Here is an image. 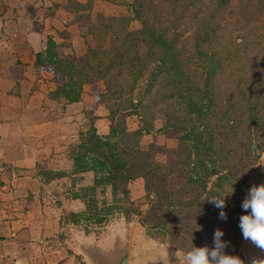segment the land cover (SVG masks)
I'll list each match as a JSON object with an SVG mask.
<instances>
[{
	"label": "trees",
	"instance_id": "16d2710c",
	"mask_svg": "<svg viewBox=\"0 0 264 264\" xmlns=\"http://www.w3.org/2000/svg\"><path fill=\"white\" fill-rule=\"evenodd\" d=\"M132 5L141 23L133 29L127 16L99 14L97 23L89 12H79L80 4L69 6L87 50L66 53L47 36L45 48L35 53L34 67L52 74L50 98L62 104L80 100L83 83L102 79L106 87L96 105L107 109L108 132H97L90 119L71 147L69 171H93L94 183L85 191L108 186L112 199L97 208L94 199L76 191L85 209L69 211L66 220L96 218L102 225L115 209L127 218L136 214L148 234L183 253L212 247L219 228L228 243L224 252L233 255L243 238L241 184L264 153V0H133ZM134 112L140 125L129 128L125 116ZM162 116L164 127L177 134V144L164 149L172 155L168 161L155 157L160 145L141 144ZM40 172L47 180L65 174ZM137 177L148 198L144 209L134 207L129 195V182ZM224 196L227 219L221 220V210L208 198Z\"/></svg>",
	"mask_w": 264,
	"mask_h": 264
},
{
	"label": "rangeland",
	"instance_id": "374dc122",
	"mask_svg": "<svg viewBox=\"0 0 264 264\" xmlns=\"http://www.w3.org/2000/svg\"><path fill=\"white\" fill-rule=\"evenodd\" d=\"M32 1L34 0H9L7 4L13 7L11 19L17 22L21 21L25 9L23 8L24 11L19 9L20 3L26 4V2ZM37 1L40 3L42 0ZM69 1L64 2L65 10H61L59 15L56 14L60 16L63 27H56L55 34L57 37L65 38L62 41L71 45L75 44L76 48L82 50L80 54L87 50L88 44L80 35L78 24L71 21L70 17L73 13L68 8L69 6L75 7L80 4L79 12H89L90 19L97 23L101 21L98 17L99 14L116 17L127 16L129 29L140 27V20L134 16L135 13L132 9L133 0ZM24 20L22 21L24 22ZM36 22L33 20V23ZM114 22L116 23V20ZM122 22L124 23V21ZM21 32L23 33V31ZM52 33L53 29H50L48 35H53ZM5 35L9 34L5 33ZM108 45L106 42V46ZM72 51L74 53V49ZM33 77L36 80L39 79V85L42 87V93L37 96L35 104L39 103L40 98L43 101L23 112L18 107L17 100H8L7 96L3 94L0 96V119H6L2 123L9 122V118L16 119L17 116L19 120L29 117L38 121L51 114L60 115L65 112L64 104L50 98V90L55 86L50 74L33 72L30 79L32 80ZM19 85L20 82L17 81V85H13V89L7 94L16 99L20 95L16 96L14 89H20ZM83 88L85 105L83 104L82 111L80 107L69 110L67 113L68 122L59 124L56 134L51 140L45 136L38 138V136H34L35 133L30 136L31 138L24 139L23 132L26 126L20 121L12 122L7 127L0 125L2 127L0 128V264H60L61 262H65V264H126L128 260L126 243L130 239L135 245H141L148 240L172 245L167 241H161V238L148 234L145 226L137 221L136 214L127 218L118 209L107 214V220L102 225L96 222V218L89 220L82 218L78 222H73L68 217L66 220L69 211L77 212L85 209V199H94L98 204L97 208L112 199L108 186L102 189L103 185H97L94 193L85 191L87 185L94 183L93 171L87 170L79 174H71L69 171L72 167L71 147L78 141L79 130L85 129L90 119L94 121L98 132H101L102 127L106 126V121L95 119L97 117L95 112H100L97 108L103 106L102 104L96 105V102L101 97L100 93L106 89L104 81L98 79L83 83ZM9 106L11 108H8ZM78 109L79 111H77ZM22 112L23 117L20 116ZM140 117L137 112L128 113L125 116L126 126H133L135 123L140 125ZM154 123L152 129L144 133V137L142 135L141 144L145 146L152 141L160 145L161 148L158 149L161 150L155 154V157L162 161L172 160V155L164 152V149L177 144V134L173 129L164 127L163 116L158 117ZM39 127L38 125L36 131L42 133ZM3 132H9L12 136L6 137L7 135ZM42 169L65 171V174L47 180V175L40 172ZM129 183L133 184L129 195L135 204L134 207L146 208L148 198L145 194L143 178L137 177ZM260 183H264V153L247 174L246 183L241 184V190L246 195L253 184L259 185ZM76 191H80L82 194L85 192V199L82 195L75 197L73 194ZM99 233L100 237L103 236L101 246L108 245L109 240L115 236L117 245L109 246L106 250L92 246V241ZM82 243H84L86 251L81 248ZM233 255L239 256L246 262L253 258L264 259V251L253 247L252 243L244 238L240 241L238 251H235Z\"/></svg>",
	"mask_w": 264,
	"mask_h": 264
},
{
	"label": "crops",
	"instance_id": "0c3cea01",
	"mask_svg": "<svg viewBox=\"0 0 264 264\" xmlns=\"http://www.w3.org/2000/svg\"><path fill=\"white\" fill-rule=\"evenodd\" d=\"M65 1L67 0H42L40 3H38L37 0H34L28 3L26 2V4L20 3L19 9L23 10L24 8L25 11L23 10L24 17L20 19L21 21L17 22L14 19H11L13 7H10L9 4H7L9 0H0V96L5 94L8 100H17L18 107L21 108L23 112L33 108L34 106H37L43 101L40 98L39 103L35 104L37 96L42 93V87L39 85V79L36 80L35 77H33L32 80L30 79L32 73L46 72V74H50V77L52 78V74L47 70H37L34 67L35 53L36 51L45 48L47 39L46 36L48 35L49 30L53 29V35L48 36H51L55 41L62 43L63 50L66 53H73V49L75 54H80L82 52V50L80 51L78 47L76 48L75 44L72 43L71 45L66 41H62L65 38H62L61 36L57 37L55 34V28L62 26L60 16L58 15L61 10H65L63 7ZM55 3L58 5L56 4V6ZM57 8L60 10H56ZM27 11L30 12L26 13ZM57 13L58 15H56ZM22 20H24V22ZM33 20H36L37 22L33 23ZM21 31H23V33ZM5 33H8L9 35H5ZM17 81L20 82V89H14V93L16 96H20H17V98L14 99L13 96L8 95L7 93L13 89V85H17ZM83 90L84 88L82 87L80 100L64 104L63 108L65 109V112H60L64 115L55 113L44 118H40L38 121H34L29 117L25 119L20 118L19 120L18 116L16 119H13V121L11 118H9V116H6L9 118V122L2 123L3 120L6 119L4 117L5 119H0L2 120L0 121V125L7 127V125L12 122L17 123L20 121L21 123H25L26 126L24 128L25 131L23 132L25 134L24 139L31 138L30 136L35 133L34 136H38V138L39 136H45L51 140L54 138L59 124L61 122H68L69 117L67 113L69 110L80 107L82 111V108L85 105V99H83ZM14 106H16V104H14ZM8 108H11V106ZM97 109H99L100 112H95L97 116L95 119L106 121L105 128L102 127V130L100 129L101 132L99 131V133L105 134L108 132L109 127L107 109L104 106H99ZM77 111H79V109ZM23 112L20 116H22ZM38 125L40 126L39 129L42 130V133L36 131ZM136 127H138L137 123H135L133 126H129V128ZM3 133L7 135L6 137L12 136L9 132ZM132 185L130 184V187ZM102 237L103 236L100 237L99 233V235L96 236V239L92 241V246L94 245L100 250H106L109 248V246L117 245L115 236L113 239L109 240L108 245H104V247L101 246ZM132 241L133 240L130 239V241L128 240L126 243L128 249V260L126 264H179L178 257L175 255V253H177V255L183 254L181 250L165 242L159 243L154 240H148L141 245H135ZM81 248L86 251L84 248V243L81 244ZM60 264H65V262H61Z\"/></svg>",
	"mask_w": 264,
	"mask_h": 264
},
{
	"label": "clouds",
	"instance_id": "9594fccd",
	"mask_svg": "<svg viewBox=\"0 0 264 264\" xmlns=\"http://www.w3.org/2000/svg\"><path fill=\"white\" fill-rule=\"evenodd\" d=\"M232 193L229 192L226 196ZM208 198L209 202L220 209L219 218L227 219L224 211L226 207L225 197ZM244 210L239 218V227L243 238L250 241L255 247L264 251V183L253 184L248 190L241 204ZM224 232L217 228L214 232L213 246H193L189 251L183 254L175 255L178 257L179 264H264V259L253 258L250 261H244L239 256L226 254L224 249L228 243L221 238Z\"/></svg>",
	"mask_w": 264,
	"mask_h": 264
}]
</instances>
